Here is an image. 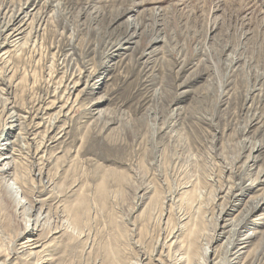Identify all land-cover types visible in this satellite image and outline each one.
Listing matches in <instances>:
<instances>
[{
	"label": "rangeland",
	"instance_id": "374dc122",
	"mask_svg": "<svg viewBox=\"0 0 264 264\" xmlns=\"http://www.w3.org/2000/svg\"><path fill=\"white\" fill-rule=\"evenodd\" d=\"M22 7L30 15L19 14L22 34L8 43L5 24ZM122 9L129 13L117 18ZM126 35L134 37L129 50L104 56ZM156 36L164 41L152 44ZM250 69L264 70V0H0V156L37 185L52 184L34 196L51 221L34 259L21 246L36 237L17 239L20 218L3 210L0 263L45 255L48 264H176L191 242L187 255L200 264L204 242L206 259L220 264L232 224L247 218L238 238L255 237L232 250L242 254L231 264H264V78L247 83ZM100 98L107 101L94 109ZM119 154L130 155L123 166L103 160ZM122 173L134 187H111L95 209L84 205L69 245L60 228L66 212ZM113 239L123 263L111 260Z\"/></svg>",
	"mask_w": 264,
	"mask_h": 264
},
{
	"label": "bare ground",
	"instance_id": "6f19581e",
	"mask_svg": "<svg viewBox=\"0 0 264 264\" xmlns=\"http://www.w3.org/2000/svg\"><path fill=\"white\" fill-rule=\"evenodd\" d=\"M34 1V0H33ZM37 2V1H36ZM35 2V3H36ZM48 2V1H47ZM29 4V3H28ZM50 4V3H49ZM27 7V5L25 6ZM25 7H22V9H20L18 15L21 13V15H23V13H26L27 11H25ZM30 7V6H29ZM133 9V8H132ZM14 12V11H13ZM28 15H30V11L27 12ZM99 13V12H98ZM129 13V10H119L117 13V18L118 17H122L123 15ZM13 15L12 17H10L9 21H7V23L5 24V31H9L12 30V32L7 36L8 38V43H17V41L19 40L18 36H20L22 34V31H20L22 24H20L18 27H16V24L19 22H22V18L21 15ZM99 17V16H98ZM98 19V18H97ZM129 23L130 26L132 27V29H134L136 32L138 30L141 29L142 26H140L138 23L135 22V20L129 19ZM137 35V34H136ZM134 37H131L130 35H126L125 37H122L119 40H116L114 43H112V46H110V48L107 50L106 53H104V56L108 57H113V56H118L116 54H118L121 50H129L130 48H124L125 45H129L131 44L132 40ZM159 41H164L163 39H161L160 36H156L153 40H152V44H155ZM107 42V41H106ZM71 46V45H70ZM97 47V46H96ZM149 47V46H148ZM100 50V49H99ZM104 50V49H103ZM71 51V49H70ZM73 51V50H72ZM105 51V50H104ZM72 53V52H71ZM73 54V53H72ZM150 53L147 52H142V57H145L147 55H149ZM66 57V56H65ZM73 57V56H72ZM77 56H74V59ZM102 58V57H101ZM262 61V60H261ZM76 62V61H75ZM78 62V60H77ZM71 63V62H70ZM137 63V62H136ZM139 63V62H138ZM98 64H100L98 62ZM74 65V63H73ZM107 65V64H106ZM68 66V65H67ZM97 66V65H96ZM69 68V67H68ZM77 68V67H76ZM75 68V69H76ZM94 68V67H93ZM251 68V67H250ZM254 69V68H253ZM261 69V68H260ZM70 70V69H69ZM67 71V70H66ZM70 72V71H69ZM231 72V71H230ZM256 72V71H255ZM78 73V72H77ZM87 73V72H86ZM233 74V73H232ZM69 75V74H68ZM253 75H256V77L259 79H263L264 78V70L262 72H256L254 74V71L250 69V71L247 73V75H245V79L247 81V83L250 81V79L252 78ZM78 77V76H77ZM85 79V78H84ZM143 80V79H142ZM257 80V79H256ZM148 82H152L154 81L153 79H147ZM229 81V79H228ZM227 81V82H228ZM255 82V81H253ZM72 83V82H70ZM140 83V82H139ZM225 83V82H224ZM91 84V83H90ZM102 84V83H101ZM144 84V83H143ZM260 84V83H258ZM104 85V84H103ZM140 85V84H139ZM226 85V84H225ZM224 85V86H225ZM67 86V85H65ZM79 85L74 83V86L72 87V90L74 89V87H78ZM229 86V85H228ZM248 86V85H247ZM70 87V86H69ZM139 87V86H138ZM254 87V86H253ZM257 87V86H256ZM95 90V89H94ZM248 91V95H250V93L254 90H251L249 88L246 89ZM56 92V91H55ZM73 92V91H72ZM221 92V91H219ZM98 93H100L98 91ZM94 94V93H93ZM156 94V93H154ZM159 96V95H158ZM234 96V94H233ZM247 96V95H246ZM60 97V96H59ZM219 97V96H218ZM222 97V96H221ZM227 97V96H226ZM249 97V96H248ZM61 98H63L61 96ZM153 99V97H152ZM219 100V99H218ZM244 100V99H243ZM57 101V99L55 100ZM95 101V100H94ZM107 101V99L105 98H100L97 99L94 104H93V108L97 109V107L103 105L105 102ZM226 101V100H225ZM229 101V100H228ZM69 102V101H68ZM217 103V102H216ZM229 103V102H228ZM51 106V105H50ZM93 109V110H94ZM89 110V109H88ZM91 111V110H90ZM14 114V112H13ZM13 114L11 116H13ZM98 116L99 117H105L107 114L105 113L104 110H99L98 111ZM17 115V114H16ZM174 116V114H172ZM230 115V114H228ZM109 116V115H108ZM21 117V116H20ZM159 117V116H158ZM11 118V117H10ZM102 118V119H103ZM16 119V118H15ZM13 119V120H15ZM18 119V118H17ZM107 119V117H106ZM111 119V118H110ZM109 119V120H110ZM161 119V118H160ZM23 120V119H22ZM101 120V119H100ZM105 120V119H103ZM19 121V120H17ZM164 121V120H162ZM199 121V120H198ZM202 121H206L209 122L210 120L207 118H202ZM257 121V120H256ZM255 121V122H256ZM103 122V121H102ZM160 122V121H159ZM12 123V121H11ZM111 123V121H110ZM21 124H23L21 122ZM98 124V123H97ZM112 124V123H111ZM159 124V123H158ZM161 124V123H160ZM20 125V124H19ZM18 125V126H19ZM56 125V124H55ZM110 125V124H109ZM150 125V124H149ZM166 123L163 125L165 126ZM107 126V125H106ZM151 127V126H150ZM249 127V126H248ZM17 128V126L15 124H12V126L9 127V130L14 131ZM95 128V127H94ZM66 130V129H65ZM156 130V129H155ZM159 130V129H158ZM94 133V132H93ZM159 133V132H158ZM5 131L3 133H1L0 135V146H1V142L3 140V137L5 136ZM160 134V133H159ZM65 136V135H64ZM93 136V135H92ZM91 136V139H92ZM62 137V136H61ZM94 138V137H93ZM85 140L82 142V146H81V151H80V155H83L84 153H87L88 151V144L89 141L91 140ZM15 142L10 143L9 148H11V146L14 144ZM117 143V142H116ZM118 145V143L116 144ZM15 146V145H14ZM13 146V148H14ZM122 146V145H120ZM160 147V146H159ZM8 148L7 151H12ZM258 148V147H257ZM15 149V148H14ZM13 149V150H14ZM5 150V149H2ZM1 151V150H0ZM15 151V150H14ZM260 151V150H259ZM5 155V154H4ZM130 155H125V154H119V155H114V156H109L104 158L103 160H106L116 166H123L125 163H127V161H129L128 157ZM13 158L11 157H7V156H0V215H2L3 210L7 207L8 209H11L15 215V217L20 218V226H21V231L19 232V234L17 235L18 238L17 239H23L25 236H30L31 238H35L36 239H30L27 241L26 245L21 246V252L24 254H27L28 256V261H30L31 259H34L36 256V252L34 251V249L40 248L42 246V243L40 244V240H39V233H41L40 231L42 229H45V227H47V225L49 223H51V221L49 220V213H46V215H44V211L43 209H39L37 210L35 207H33V202L34 200V196L36 195L38 188L43 186L46 188V186H48V188L52 185L51 181L49 179H47L46 177V182L43 179V182H40L39 185H37V183L35 182V180L33 179V177H31L30 175H27L26 173H21L18 172V169L15 168L16 166L14 165V162L12 160ZM74 173V171H73ZM135 173V172H134ZM123 175H121V178L118 179H113V180H108L107 178L104 179L103 182H101L100 184H97L95 187L93 188H89L90 191L94 190V194L93 196L89 197L87 195H81V199H79V201H77L76 203H74L72 205V209H69V211L66 212V216H64L63 218V222L60 225V228H62V230H64L66 232V235L69 238V245L74 243L75 241L78 240V238L75 237V235H77V233L79 232V227H80V219H79V211L82 210L83 206L88 205L89 209L92 207V209H95L96 207V202H101L106 198V194L108 195V192H110L111 187H117L118 190H127L129 188H133L134 187V182L132 181V178L127 175L125 173H122ZM89 175L88 177H91L92 179L95 178V175L92 174H86ZM39 176H41V174H39ZM45 177V176H44ZM11 178H15V180L17 181V188L15 187L14 184H12ZM109 178V177H108ZM235 186V185H233ZM254 186V185H251ZM90 187V186H89ZM47 188V189H48ZM235 188H239V189H244L243 187H240L239 185H236ZM52 191V190H51ZM28 192V194H27ZM243 192V191H242ZM25 196L24 201L21 200V195ZM54 194V193H53ZM110 194V193H109ZM109 196V195H108ZM110 197V196H109ZM32 202H31V201ZM31 202V203H30ZM36 202H40L41 201H36ZM91 203L93 206H91ZM258 204V202H255ZM264 203V202H263ZM30 204V205H29ZM29 205V207L27 206ZM258 206V205H257ZM257 208V207H256ZM33 214L32 216L30 214ZM98 216V215H97ZM96 216V217H97ZM221 218V216L219 217ZM247 219V218H246ZM246 219L241 220L239 223L235 222L234 224H232V228H231V235H230V239H228V243L226 245V250H225V257H222V260L220 262V264H231L233 263L235 260L240 259L239 253L238 252H233L232 250L237 246V245H249L250 242L252 241V239L255 237L254 234H246L243 238H238L240 233L242 232L241 229L245 228V225L247 224ZM52 228V227H51ZM55 229V228H54ZM57 229V228H56ZM56 229L54 231H52V234L57 233L58 231H56ZM61 230V229H60ZM51 233V232H49ZM59 233V232H58ZM44 234V233H43ZM42 235V234H41ZM45 236V235H44ZM43 237V236H42ZM217 239H219V235H216L215 237ZM42 239V238H41ZM45 239V238H44ZM48 239V238H47ZM119 240V239H118ZM46 241V240H45ZM47 242V241H46ZM112 248L113 251L111 250L112 248L110 247V251H112L113 254V258L111 259L112 261L116 262V263H123L121 260V254L123 253L122 251H120V249L118 250V247L116 246L117 244L115 243L116 241L113 239L112 241ZM45 243V242H44ZM47 244V243H46ZM192 243L189 242V244H184V246H182V251L176 255V264H192L193 263V258H189L187 253L189 252L190 249V245ZM202 244V245H201ZM201 249H202V253H203V257L200 260V264H210V261L208 259H206V257H208V255L210 254V252H212L211 250V246L210 244L207 243H201ZM67 243L62 246H66ZM106 245V244H105ZM199 245V246H200ZM104 246V245H103ZM69 247V246H67ZM100 247V246H99ZM102 247V246H101ZM107 246H105L106 248ZM95 243H91L88 246V249H91V251H93L95 249ZM243 248V247H242ZM98 249V248H97ZM102 249V248H101ZM241 249V248H240ZM103 253L105 255V251L104 249ZM106 250V249H105ZM107 251V250H106ZM108 253H111V252ZM185 251V252H184ZM122 252V253H121ZM102 253V252H101ZM112 254H110V256L112 257ZM47 256V255H46ZM107 256V253H106ZM123 256V254H122ZM192 256V255H191ZM50 257V256H49ZM109 257V256H107ZM110 258V257H109ZM108 258L109 262H112L110 259ZM255 258V257H254ZM57 260V258H55ZM5 260V259H4ZM55 260V261H56ZM254 260V259H253ZM261 260V259H260ZM9 262V260H7ZM50 261H54V259H47L45 257V255L41 256L40 261L39 262H34L35 264H48L50 263ZM4 262V261H2ZM0 263V264H4V263ZM6 262V261H5ZM6 262V263H8ZM48 262V263H47ZM260 262V261H259ZM5 263V264H6ZM132 264H142V260L139 261H135V262H131ZM256 260L252 261L250 264H255Z\"/></svg>",
	"mask_w": 264,
	"mask_h": 264
}]
</instances>
